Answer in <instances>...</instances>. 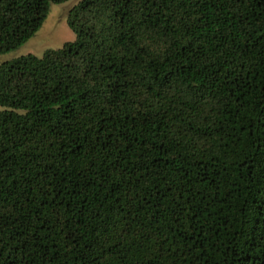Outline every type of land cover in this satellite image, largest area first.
Returning <instances> with one entry per match:
<instances>
[{"label":"trees","instance_id":"1","mask_svg":"<svg viewBox=\"0 0 264 264\" xmlns=\"http://www.w3.org/2000/svg\"><path fill=\"white\" fill-rule=\"evenodd\" d=\"M67 1L0 0V56ZM66 21L0 63V264H264V0Z\"/></svg>","mask_w":264,"mask_h":264},{"label":"rangeland","instance_id":"2","mask_svg":"<svg viewBox=\"0 0 264 264\" xmlns=\"http://www.w3.org/2000/svg\"><path fill=\"white\" fill-rule=\"evenodd\" d=\"M78 1L70 0L62 4H54L43 28L19 50L7 55H1L0 63L28 53L41 56L48 49L58 48L64 42L74 40L75 33L68 26L66 19L70 9Z\"/></svg>","mask_w":264,"mask_h":264}]
</instances>
